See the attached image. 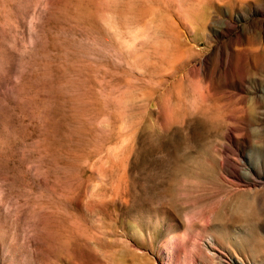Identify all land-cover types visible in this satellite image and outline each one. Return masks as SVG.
<instances>
[{"label":"rangeland","instance_id":"374dc122","mask_svg":"<svg viewBox=\"0 0 264 264\" xmlns=\"http://www.w3.org/2000/svg\"><path fill=\"white\" fill-rule=\"evenodd\" d=\"M263 187L264 0H0V264H218Z\"/></svg>","mask_w":264,"mask_h":264},{"label":"bare ground","instance_id":"6f19581e","mask_svg":"<svg viewBox=\"0 0 264 264\" xmlns=\"http://www.w3.org/2000/svg\"><path fill=\"white\" fill-rule=\"evenodd\" d=\"M252 229H254V228H252ZM228 234H226V236H224L226 238V241H227V245H225V247H226V250H225L226 251V254L224 253L225 254V256H224L225 258H222V256L216 254V252L211 251V249L207 248V246L208 245L210 246V244H207V245L204 246V250L206 252H208L212 256V258L214 260L216 259L218 261L217 262L218 264H264V242H262L263 240L261 241L263 243V245L260 246L258 244V242H257L258 240L256 241V240L253 239V240H249V242H245L246 240L244 239V236L241 237V234H240L239 237H236L235 236V238H232L231 232H230L229 235ZM255 236L257 237V235H255ZM257 238H259V237H257ZM170 240H171L170 241V246H171L170 248L173 249V251H174V254H172L171 257H170V261L172 262V258L174 257L175 253H178L180 251V249H181V247H182L183 244H182L181 236H176V237L174 236ZM210 240H211V238H210ZM209 242H211V245H213V246L216 247V243L217 242H212V241H209ZM261 242H260V244H261ZM245 244L247 246L248 253L252 256L251 258L250 257L249 258L248 257L246 258L242 254V253H244V251H243V248L244 247L243 246ZM221 245H223V244L221 243L220 246ZM217 246H219V245H217ZM166 247L169 248V246H166ZM222 247L223 246H221V248ZM220 252L223 253L222 251H220ZM216 260H215V262H216ZM255 260H258L259 263L256 262Z\"/></svg>","mask_w":264,"mask_h":264}]
</instances>
